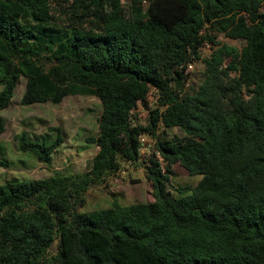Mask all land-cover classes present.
Here are the masks:
<instances>
[{
    "label": "trees",
    "instance_id": "16d2710c",
    "mask_svg": "<svg viewBox=\"0 0 264 264\" xmlns=\"http://www.w3.org/2000/svg\"><path fill=\"white\" fill-rule=\"evenodd\" d=\"M263 6L131 0L128 12L123 0H0V112L21 78L25 106L77 95L103 105L89 172L0 185V264H264ZM206 44L204 81L186 93ZM152 88L148 124L133 125ZM162 127L182 135L162 138ZM143 137L156 140L147 178L157 202L80 212L91 187L144 164ZM28 138L20 151L46 165L64 143ZM176 164L200 182L172 192Z\"/></svg>",
    "mask_w": 264,
    "mask_h": 264
},
{
    "label": "rangeland",
    "instance_id": "374dc122",
    "mask_svg": "<svg viewBox=\"0 0 264 264\" xmlns=\"http://www.w3.org/2000/svg\"><path fill=\"white\" fill-rule=\"evenodd\" d=\"M125 9L129 12L131 0H123ZM264 14V6L261 9ZM222 44L241 49L244 43L218 35ZM202 60L192 64L187 69L186 93H193L203 83L206 73L204 61L209 59L211 52L202 50ZM25 78H21L15 97L8 108L0 112L6 123V131L0 137V185L14 181L45 180L56 173L63 175L84 174L91 170L92 161L99 151L94 144L87 143L88 138L99 135V119L103 113V105L97 96H70L61 104H34L25 106L22 97L26 89ZM1 91V88H0ZM158 92L152 88L146 104H139L132 114L133 125L146 126L150 116V108L158 100ZM59 128L60 131H52ZM164 128L160 136L172 138L182 135L175 129ZM23 133L28 135L30 142L52 143L62 136L64 143L52 155L51 163L46 165L39 161L33 153H22L19 141ZM144 149L142 158L144 164L127 165L122 171L107 177L103 184L94 185L86 195V204L79 211L82 213L107 209L115 203L130 206L139 203H156L157 198L152 183L147 178V163L155 150L156 140L143 137ZM201 180L200 176H191L180 164L173 167L170 176V189L195 187ZM54 252L56 247H54Z\"/></svg>",
    "mask_w": 264,
    "mask_h": 264
},
{
    "label": "built area",
    "instance_id": "2783aa9c",
    "mask_svg": "<svg viewBox=\"0 0 264 264\" xmlns=\"http://www.w3.org/2000/svg\"><path fill=\"white\" fill-rule=\"evenodd\" d=\"M144 3H146V2H144ZM205 49H208L211 52V45L206 44ZM192 67H193L192 65L189 66V68H192Z\"/></svg>",
    "mask_w": 264,
    "mask_h": 264
}]
</instances>
